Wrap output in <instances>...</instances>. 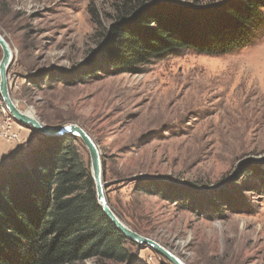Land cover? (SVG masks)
I'll list each match as a JSON object with an SVG mask.
<instances>
[{"label":"rangeland","instance_id":"374dc122","mask_svg":"<svg viewBox=\"0 0 264 264\" xmlns=\"http://www.w3.org/2000/svg\"><path fill=\"white\" fill-rule=\"evenodd\" d=\"M162 1L201 7L223 0ZM117 6L0 3V32L14 51L7 72L12 99L48 126L75 123L90 134L101 151L108 203L136 232L186 264H264V184L256 172L264 169V9L246 46L230 53L175 50L135 73L110 69L73 84L44 78L73 77L100 32L117 21ZM8 116L0 100V125ZM11 118L16 137L0 135L2 172L27 166L47 137ZM83 153L89 161L85 147ZM150 179L176 187L177 201L141 191ZM131 243L128 264H172Z\"/></svg>","mask_w":264,"mask_h":264},{"label":"trees","instance_id":"16d2710c","mask_svg":"<svg viewBox=\"0 0 264 264\" xmlns=\"http://www.w3.org/2000/svg\"><path fill=\"white\" fill-rule=\"evenodd\" d=\"M116 1L117 21L100 32L86 64L69 80L57 73L44 78L73 84L110 69L135 73L150 59L175 50L230 53L246 46L264 9V0H223L201 7L162 0ZM0 3L5 6L6 0ZM44 142L31 153L27 166L0 171V264H128L132 243L98 205L81 141L63 136ZM256 169L264 184V169ZM141 188L146 194L178 199L179 192L173 191L177 188L160 180L150 179Z\"/></svg>","mask_w":264,"mask_h":264},{"label":"water","instance_id":"95a60500","mask_svg":"<svg viewBox=\"0 0 264 264\" xmlns=\"http://www.w3.org/2000/svg\"><path fill=\"white\" fill-rule=\"evenodd\" d=\"M0 50L2 56L0 58V100L7 110L8 114L12 116L19 123L28 125L36 130L38 133L47 137H77L87 150L89 156L90 176L94 183L95 196L98 205L101 207L105 215L111 220L115 227L130 241L136 242L139 245H146L160 254L172 264H186L173 251L164 247L155 239L144 236L132 228H130L124 221H122L112 210L106 197L107 182L104 181V172L102 169L101 151L90 136V134L75 123H65L57 126H48L35 116L34 112L29 110H22L10 95L8 82V69L14 57V51L4 35L0 32Z\"/></svg>","mask_w":264,"mask_h":264},{"label":"built area","instance_id":"2783aa9c","mask_svg":"<svg viewBox=\"0 0 264 264\" xmlns=\"http://www.w3.org/2000/svg\"><path fill=\"white\" fill-rule=\"evenodd\" d=\"M0 135L6 139L15 138V134L12 131V118L8 116L5 122L0 125Z\"/></svg>","mask_w":264,"mask_h":264},{"label":"bare ground","instance_id":"6f19581e","mask_svg":"<svg viewBox=\"0 0 264 264\" xmlns=\"http://www.w3.org/2000/svg\"><path fill=\"white\" fill-rule=\"evenodd\" d=\"M174 253V252H173Z\"/></svg>","mask_w":264,"mask_h":264}]
</instances>
